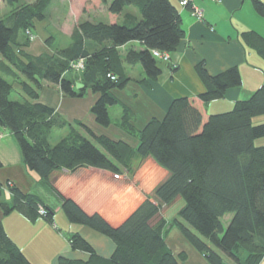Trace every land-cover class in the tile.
<instances>
[{
  "label": "trees",
  "instance_id": "obj_1",
  "mask_svg": "<svg viewBox=\"0 0 264 264\" xmlns=\"http://www.w3.org/2000/svg\"><path fill=\"white\" fill-rule=\"evenodd\" d=\"M85 1V10L106 4L110 21L79 22L69 45L52 54L33 56L15 47L30 43L26 31L33 33L35 22L47 16L51 0H27L0 19V125L15 136L27 168L58 194L67 220L104 235L114 246L111 254L103 257L87 239L72 232L68 237L70 248L87 257L58 255L57 264H182L185 255H174L164 239L165 230L173 225L208 264H225L227 260L261 264L264 145L256 141L264 137V122L254 124L253 118L264 115V82L248 98L237 100L230 110L210 113L207 104L223 97L227 89L240 86L241 76L236 66L212 75L202 63L197 64L205 89L172 99L162 118L152 117L142 128H136L131 109L113 90L122 89L130 80L126 64L142 67V82L157 79L160 63L169 59L162 61L153 51L169 55L185 35L179 10L170 0ZM7 2L13 4L17 0ZM251 2L257 14L264 17V2ZM191 4L189 0L183 6ZM20 32L25 38L22 43L18 42ZM241 36L264 58L263 36L253 30ZM133 41L141 48H129L122 54L119 48ZM79 61L80 71L75 68ZM5 76H22L21 86L28 99H12L13 87ZM44 82L57 85L62 95L70 98H81L88 91L97 94L90 112L102 127L111 124L108 108L120 105L122 116L117 124L137 140L136 146L96 135L81 121L77 122L80 130L72 128L50 144L53 129L64 128L69 122L38 100ZM147 156L168 174L118 225L110 224L98 212H86L74 199L57 191L50 179L56 170L80 166L108 170L118 176L122 170L130 172L133 158ZM9 183L6 184L11 199L7 202L2 200L4 185L0 182L3 215L17 211L30 221L42 218L53 223V207ZM176 199L181 201L180 207L167 223L160 212ZM40 208L45 211L43 214ZM242 251L244 257L240 256ZM0 264H32L1 221Z\"/></svg>",
  "mask_w": 264,
  "mask_h": 264
},
{
  "label": "crops",
  "instance_id": "obj_2",
  "mask_svg": "<svg viewBox=\"0 0 264 264\" xmlns=\"http://www.w3.org/2000/svg\"><path fill=\"white\" fill-rule=\"evenodd\" d=\"M26 1L17 0L9 4L7 0H0V19L6 18ZM170 1L179 10L185 33L179 46L169 53L168 62L160 63L161 73L156 80L142 82L145 78L142 67L139 64H126L125 71L130 80L122 89L113 90V94L131 109L132 123L139 129L152 117L162 118L172 99L197 94L205 89L196 69L197 64L202 63L212 75L236 66L241 76L240 86L227 89L223 97L207 104L210 113L230 110L237 100L248 98L264 82V58L247 46L241 36L243 32L253 30L264 37V17L257 14L251 0H191L190 7L181 5L179 0ZM85 3V0H51L47 16L36 21L32 28L35 39L26 46L15 47L33 56L52 54L69 45L71 33L79 22L110 21L106 4L99 3L85 10ZM196 10L201 13L200 18L193 15L192 12ZM58 37L63 40L60 41ZM24 40L23 33L20 32L18 42L22 43ZM129 48L138 50L141 47L138 42L133 41L121 46L119 50L123 54ZM5 77L12 84V93L15 95L13 99H28L21 86L22 76L17 79ZM38 96L39 101L53 107L63 118L81 121L96 135L123 140L131 147L137 144V140L128 136L117 124L122 116L120 105H117L120 110L116 109V105L108 108L111 124L102 127L95 122L90 112L97 98V94L91 91L81 98H70L63 96L57 85L44 82ZM253 122H264V115L254 117ZM256 143L264 145V137ZM0 161V182L4 185L2 200L9 202L11 199L6 184L11 182L21 191L38 196L55 211L53 223H48L42 218L30 221L17 211L3 215L0 209V221L5 231L32 264H57L58 255L86 258V253L70 248L68 235L72 232H78L87 239L100 256L108 257L111 254L114 246L110 239L87 226L70 223L63 217L58 194L45 186L37 173L27 168L15 136L1 125ZM132 163L133 166L136 163L140 165L136 175L131 169L130 172H121L116 178L114 172L80 166L74 170H56L50 179L57 191L74 199L86 212H98L110 224L118 225L168 174L151 156L133 158ZM131 172L132 176L129 174ZM177 211L166 215L161 210L160 217L168 223ZM164 239L174 255H185L182 264H208L176 226L167 227ZM244 255L242 251L240 256ZM225 264L235 263L227 260ZM261 264H264V256Z\"/></svg>",
  "mask_w": 264,
  "mask_h": 264
},
{
  "label": "rangeland",
  "instance_id": "obj_3",
  "mask_svg": "<svg viewBox=\"0 0 264 264\" xmlns=\"http://www.w3.org/2000/svg\"><path fill=\"white\" fill-rule=\"evenodd\" d=\"M130 9H134V8H132V7H130ZM35 39V35H34V38L32 39V40H30V43L33 41ZM51 40V38H48V40ZM57 39H60V41L61 40H63V38L61 37H58ZM25 41V40H24ZM41 54H43V53H41ZM77 69V68H76ZM77 70H79L80 71V69L78 68ZM76 71V70H75ZM15 97V95H14V93H11V98L13 99ZM113 106H115V105H113ZM111 107V106H110ZM109 107V108H110ZM116 107H117V105H116ZM116 109H118V110H120V107L118 106ZM65 120L67 121V122H69V125H67V126H65L64 127V130H59V129H57V128H55V129H53V131H52V133H51V135L49 136V143L50 144H55L57 141H59L61 138H63L64 136H66L68 133H69V131L70 130H73L72 128H74V129H78V130H80V127H79V125H78V121L79 120H77V119H73V120H67L66 118H65ZM254 124H256L255 122H253ZM128 136H131V137H133L131 134H129V133H127V132H125ZM134 138V137H133ZM139 167H140V165L139 164H134V166H133V168H132V172H134V174L136 175L137 174V172L139 171ZM122 172L123 173H126V170H122ZM129 173V174H131V176H132V174L133 173ZM141 173V172H140ZM114 177H116L115 175H114ZM118 177V176H117ZM116 177V178H117ZM154 191V190H153ZM153 193V192H152ZM151 193V194H152ZM150 194V195H151ZM147 196H149V195H147ZM146 196V197H147ZM180 203H181V201L179 200V199H176L175 201H173L172 203H170V205H168L167 207H163L162 208V211H164L165 212V214L167 215H169V214H172L173 212H175V211H177L178 210V208L180 207ZM62 215H63V217H65V215H64V213L62 212V210H61V212H60ZM229 216V215H228ZM63 231L65 230V229H62ZM66 232V230L64 231V233ZM66 235L68 234V233H65ZM71 234V233H70ZM69 234V235H70ZM69 235H68V237H69Z\"/></svg>",
  "mask_w": 264,
  "mask_h": 264
},
{
  "label": "built area",
  "instance_id": "obj_4",
  "mask_svg": "<svg viewBox=\"0 0 264 264\" xmlns=\"http://www.w3.org/2000/svg\"><path fill=\"white\" fill-rule=\"evenodd\" d=\"M189 2V0H180V3L182 4V5H186L187 3ZM193 13V15H195L196 17H198V18H200L201 17V13L199 12V11H193L192 12ZM27 33V36H28V39L29 40H32L33 38H34V34L33 33H31V32H29L28 30L26 31ZM153 55L155 56V57H157L158 59H160V60H162V61H168V59H169V56H168V54L167 53H161V52H159V51H153ZM75 68H79V69H81L82 68V62L81 61H79V62H77L76 63V65H75ZM116 177H117V175H115ZM8 184H10L9 182H8ZM39 212L41 213V214H43L45 211L42 209V208H40L39 209Z\"/></svg>",
  "mask_w": 264,
  "mask_h": 264
}]
</instances>
